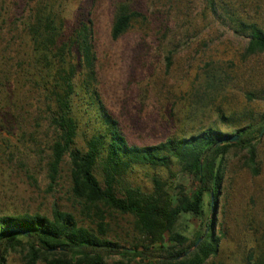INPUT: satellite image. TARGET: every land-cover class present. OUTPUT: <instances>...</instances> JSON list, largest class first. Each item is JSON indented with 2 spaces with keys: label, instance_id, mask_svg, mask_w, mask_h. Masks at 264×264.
Here are the masks:
<instances>
[{
  "label": "rangeland",
  "instance_id": "374dc122",
  "mask_svg": "<svg viewBox=\"0 0 264 264\" xmlns=\"http://www.w3.org/2000/svg\"><path fill=\"white\" fill-rule=\"evenodd\" d=\"M44 1L63 11L66 27L73 24L78 9L85 12L90 6V0ZM120 1L143 13L145 22L134 23L112 41L113 7ZM37 2L0 0V217L49 216L54 206L71 213L78 224L94 229L69 195L66 158L48 190L45 164L51 135L44 129L43 111L49 104L44 88L55 76L36 59L24 28ZM95 3V91L129 145L152 146L205 129L230 137L249 127L257 173L247 166L246 149L230 145L222 158L223 178L213 217L217 254L203 264H244L248 252H264V125L260 121L264 102L258 97L264 90V52L243 58L246 38L235 31L233 22L253 23L264 33V0H220L215 14L205 8L204 0ZM74 82L79 87V77ZM249 93L254 99H247ZM77 104L74 102L75 108ZM80 118L81 122L85 119ZM35 123L40 128L35 129ZM75 145L82 147L81 139ZM95 177L101 183L97 170ZM152 177L169 184L174 194L177 186L186 193L196 188L195 180L182 174L176 164L169 171L134 168L126 181L149 194ZM208 201L204 194L201 219L182 215L177 220L174 230L186 239L183 246L199 237L209 218ZM98 207L108 240L125 249L138 245L141 239L133 217ZM3 264H22L20 253L7 254ZM132 264L141 263L136 259Z\"/></svg>",
  "mask_w": 264,
  "mask_h": 264
},
{
  "label": "trees",
  "instance_id": "16d2710c",
  "mask_svg": "<svg viewBox=\"0 0 264 264\" xmlns=\"http://www.w3.org/2000/svg\"><path fill=\"white\" fill-rule=\"evenodd\" d=\"M219 1L204 0L205 8L215 14ZM95 7V0H90L88 9L85 12L78 9L73 24L66 27L62 10L38 0L24 25L36 59L49 75L55 76L53 83H45L44 88L49 101L43 111L44 129L51 135L45 164L48 190L56 182L66 158L69 195L80 206L83 217L94 224V229L78 224L71 213L54 206L49 216L38 213L1 216L0 264L7 254L16 252L20 253L22 264H132L136 259L141 264H203L217 254L213 217L223 178L222 158L230 145L246 149L247 166L253 174L257 173L249 127L239 129L232 144L221 141L225 136L221 132L205 129L189 137L167 138L152 146L129 145L95 91L92 44ZM144 22L143 13L126 1L117 2L109 37L115 41L134 23ZM233 22L235 31L246 38L243 58L264 52V33L258 26ZM168 60L169 57L167 63ZM78 77L79 87H76L74 80ZM258 97L264 102V90L259 91ZM247 99L254 97L249 93ZM74 102L79 103L76 108ZM80 117L85 118L83 122ZM260 121L264 125V114ZM34 127L38 129L40 125L35 123ZM261 129H257L255 138ZM78 138L82 142L80 148L75 145ZM173 164L195 180L194 191L186 193L177 186L174 194L169 184L152 177V192L142 194L126 181L134 168L169 171ZM96 170L101 183L95 177ZM204 194L209 198V218L199 234L201 239L195 246L199 237L183 246L186 239L174 230L177 220L182 215L201 219ZM98 205L133 217L141 239L138 245L125 249L108 240L104 215ZM166 242L172 244L164 246ZM113 257L117 259L106 263ZM244 264H264V252L257 255L248 252Z\"/></svg>",
  "mask_w": 264,
  "mask_h": 264
},
{
  "label": "water",
  "instance_id": "95a60500",
  "mask_svg": "<svg viewBox=\"0 0 264 264\" xmlns=\"http://www.w3.org/2000/svg\"><path fill=\"white\" fill-rule=\"evenodd\" d=\"M237 139V136H235V135H233V136H224V137H222L221 138V141H223V142H227V141H235ZM199 240L200 239H198L197 241H196V243L194 244V246L199 242Z\"/></svg>",
  "mask_w": 264,
  "mask_h": 264
}]
</instances>
